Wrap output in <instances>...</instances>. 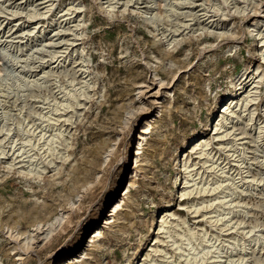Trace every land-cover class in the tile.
Segmentation results:
<instances>
[{
    "label": "rangeland",
    "instance_id": "1",
    "mask_svg": "<svg viewBox=\"0 0 264 264\" xmlns=\"http://www.w3.org/2000/svg\"><path fill=\"white\" fill-rule=\"evenodd\" d=\"M44 1L46 4L38 5ZM105 1L76 0L75 5L79 4L81 10H75L74 7L68 5L67 0H11L9 3H5L6 8H0L1 11L3 10V13H0L1 34L2 31H8L16 22L20 25L15 26L13 31H19L22 28L28 30L30 27H34L33 23L35 22H32L26 12L16 15L11 13L16 9L17 2H23L19 7L22 10L28 3L36 2L35 7L39 8L36 9L38 11H45L44 6L50 4L51 8L49 9L51 10L45 18L35 19L39 20V26H42L40 31L44 28L45 33L54 27L55 22L51 23L50 19L56 12L71 8V12H74L70 16L73 18L64 21L63 27L65 28L62 27L63 31L60 33V36L66 40L74 38V33L71 34L72 31H68V29L75 30L73 29L74 25L81 21V25L77 28L81 36L77 38L76 46L71 45L67 51L65 49L67 42L65 41L62 43L63 49L59 48L67 51H64V57L69 52L73 56L70 58L68 55L69 58L64 59L65 64L58 70L57 80L60 79L58 82L53 75L46 82L49 85L45 83L41 84L42 87L41 85L33 86L29 88L30 90L27 89L28 91L13 88L16 90L10 91L2 97L5 99V105L10 109V116L5 121L4 119L0 120V128L2 127L0 129L2 132H0V149L3 146L7 152L0 155V264H60L65 259L79 256L83 252L88 253L87 257L76 264H140L146 259L145 255L154 256L152 245L155 248L158 247L159 250H167L166 252L173 255L172 260H178V256L174 255L172 247H170L171 244L168 243L170 240L168 235L159 233L163 217L168 222L174 218L175 221H171L173 225L181 223L177 228L179 232L190 226L196 231L198 230L199 233H203L204 230L207 233L210 232L208 233L210 239L216 234L212 242H216V246L220 244L218 246L221 247L220 251L226 252L225 255L219 253V255L225 256L221 260H227V263L222 262V264H228L229 261L232 262V259H237L238 253L243 254L246 249L247 252L254 250L253 253L258 259L253 258L254 254L249 255V259L246 260L247 262L244 261V264H250L251 261L253 264L256 260L264 264V244L262 243L264 242V178L261 181L262 184L259 178V185H254L253 189L256 186L254 190L251 191L250 188L249 196L242 195V198H238L243 199L241 201L246 205L234 208L235 211L240 209L239 213L241 214L246 211L250 214L245 219L243 215L238 218L236 215L238 212L230 216L234 222L244 220V224L241 225L243 226L242 231L249 230L253 225L257 226L258 230L254 233V237L257 235L261 237L258 245L250 243L248 236L246 238V234L241 233V230L235 235H228L231 230L223 233L221 225L213 226L214 218L212 220L209 216L215 214L209 213V210L211 211L214 206L209 208L207 205L210 204L208 200L214 197L213 193L195 194L193 192L192 196H180L185 176H189L188 179H192L193 176L198 178L204 171L200 158L192 152L193 138L204 137L210 142L212 141L210 147L212 151L214 150L215 161L218 162L215 164L216 167L224 166L225 171L231 169L229 173L233 172L234 182H239L241 174L243 176L252 174L251 176L258 177L259 169L264 170V166L262 167L260 162L259 165L258 160H254L256 158V153L253 150L255 147L252 149L251 143L244 144L249 148L245 150L246 155L241 154L240 151L234 154V151L228 150L229 148L220 147L213 137L216 122L212 124V117L219 114L221 105L224 103L222 100L227 97L229 92L233 91V83L237 81V76H240L246 67L251 70L260 66V72H264V63L258 55V51L264 47H261L260 41L254 36L255 32H251L252 30L248 28L256 19L264 15V0H255L257 5L247 6L248 10L245 14H230L231 6L225 5L222 0H195L193 7H195L194 12L199 14L198 19L196 16V20L200 19L199 24L202 22L208 27L211 25L209 30L216 33L223 29L225 30L224 36L219 38L215 33H202V31L194 33L200 25L197 23L198 21L192 20L189 22L192 27H181L179 32L175 33L177 41L171 46H167V39L164 36L167 34V27L168 29L176 28L174 25L183 22V19L184 23H187L185 21L193 17L185 19V16L181 14H178L179 16L171 15L172 17L176 15L179 18L175 16L176 20L170 17V19L164 18L162 21H157L156 25L160 30L156 31L154 25L145 23V16L141 13L145 9L148 10L147 7L153 8L156 5L155 2H150L152 0H131L128 5L124 4L127 0H118L115 3V9L110 13L106 9ZM155 1L157 3L156 11L161 17L163 15L165 17L163 6L169 0ZM202 2H204V6L200 5ZM215 2L220 3L225 10L227 9V17L220 16L221 13L215 10L213 5ZM239 2L240 6H245L242 1L239 0ZM202 9L209 11L208 15H213L214 17L211 19L215 21L210 22L211 19L206 21L208 17H202L201 14L204 11H199ZM168 20H171L170 24H168ZM177 21L179 22L177 23ZM194 23L195 25H193ZM230 33H233V36ZM3 39L0 48H10L9 39L6 37ZM75 48L79 49V55L74 54ZM82 49L85 50V53L81 55L80 50ZM46 54L48 55L47 52L43 54L45 58L48 57ZM80 55L82 62L79 59V64L73 62L72 58H78ZM34 58L31 60V65L34 62L33 69L38 71L41 69L42 61L40 57ZM1 59L0 73L4 75L6 72L4 73L3 69L10 67V64ZM84 65L85 67H82ZM73 68L76 69V75ZM33 69L29 70L34 71ZM81 71L83 72L81 73ZM70 74L75 75L76 80L72 85L70 81L73 75ZM64 75H70L72 78ZM89 83L93 85V87L91 86L93 89L88 88L90 87ZM85 84H87V91L83 92H86L87 99L84 100L85 96H80V89ZM55 85L59 86V91ZM71 89L78 95L80 93L79 96L82 97L78 96L79 103L82 102L81 105H78L77 101L75 103L73 101L74 110L64 101ZM257 90L259 91L257 92L258 100L251 110L254 112L255 127H263L261 140L258 143L263 144L264 147V76ZM17 92L18 95H15ZM55 95L67 105L61 107L64 109L63 111L69 108L71 110L69 109V113L68 110L63 112L61 109L62 113L59 111V114L62 118L53 122L44 115L48 114L47 112L52 107H55ZM71 119L72 121H70ZM148 119L154 121L150 133L146 136L144 153L141 155L140 166L136 172L137 177L134 180L135 165H132V162L135 159L142 128ZM255 127L253 126L252 133L256 131ZM58 132H63V135ZM42 133L46 134L45 139L49 135L58 136V142L52 143V147L56 146L57 150L54 153L60 158L51 156L46 150L47 147H42L44 139L40 143L38 142L37 139ZM256 134L258 135V130ZM26 138H31V143H35V148L21 143ZM240 141L247 142V140ZM240 141L238 143H242ZM10 144H13L15 149L24 146L25 151H28L24 156L29 155L35 158L33 160L39 162L38 164L42 163L40 167L44 170L41 176L37 175L38 177L32 176L31 178V176L20 174L21 169L17 165L20 166L23 163L8 168L10 161L17 163L20 160L15 157L16 154H12L14 151L9 146ZM53 144L56 145L53 146ZM242 156L246 157H243L244 161L241 159ZM15 158L17 160H14ZM51 159L56 164L48 165V161ZM249 161L251 162L249 163ZM185 162L188 165L198 163L195 168L191 167V169L194 168L190 172L192 176L185 173L183 168ZM245 170L250 172L246 173ZM197 172H201L200 175H196ZM203 178H205L204 175ZM198 181L200 180L198 179ZM130 185L131 193L125 199L114 223L105 226V220L115 205L110 207L123 198ZM200 197H204L207 202L201 204ZM236 197L233 199H237ZM184 198L185 200H183ZM194 203L195 206L197 205L196 208ZM200 205L203 207L201 208ZM57 215H62L63 220L56 223L50 237H45L47 232L44 233V231L47 226L36 230L38 224L46 225ZM204 215H208V218ZM184 220L187 222L185 226ZM89 223H93L94 229L100 228L104 232L92 248H87V242L93 236L92 234L89 237L91 232L88 230ZM166 226L167 229L169 225L166 224ZM29 233L34 240L29 242L27 248L24 242ZM232 235L239 236V244H242L238 247L240 249L236 248V251L230 248L231 242L225 241ZM200 249L199 247L198 250ZM161 254L164 255V253ZM149 260L148 257L145 261L148 263ZM181 263L186 264L184 260Z\"/></svg>",
    "mask_w": 264,
    "mask_h": 264
},
{
    "label": "bare ground",
    "instance_id": "2",
    "mask_svg": "<svg viewBox=\"0 0 264 264\" xmlns=\"http://www.w3.org/2000/svg\"><path fill=\"white\" fill-rule=\"evenodd\" d=\"M10 1L11 0H0V8H3V9L6 8L4 6L5 3H9ZM67 1H68V5H71V7H74L75 10H81L80 9L81 7L79 6V4L78 5H75L76 0H67ZM117 1L118 0H116V2H114V0H106L105 1V4H107L106 9H107L108 13L112 12L115 9V7H116L115 3H117ZM222 1L224 2L225 5H228L229 4L231 6L230 7L231 9L229 10V13L230 14L231 13H233V14H245L247 12L248 7H249L250 4H252V6L257 5V3H256L255 0H240L243 3H245V6H242V5L240 6L239 0H222ZM130 2H131V0H127V1L124 2V4L125 5H128ZM147 2H145V3H147ZM150 2H155V4L157 5V3H156L155 0H152ZM168 2H166L167 4L165 3L166 4V7H165V4L163 6L165 8V12H164L165 17H164L163 14H162L163 17H161L159 15V13L156 11V7H157L156 5H155L156 7L154 6L153 8H149V7H147L148 6V4H147L146 7L148 8V10L145 9L147 11L144 10V11H141V13L144 14V16H145V17L143 16L144 19H145V21H146L145 23L148 22L149 25L150 24L151 25H154V27H155L154 30L156 29V31H159L160 30V29H158L159 26L157 27L156 22L157 21L158 22L159 21H162V19H164V18L165 19L166 18H169L170 19V17L171 18H174L176 16L175 15L174 17H172L171 15L177 14V16H179L178 14H181V15L185 16V19H186V17H188V18L193 17L192 19L191 18L190 19L187 18L188 20L185 21L187 23H184V19H183V22L177 21V23L179 22L178 25H174V26H176V28H173L172 27L173 28L172 29L170 27L168 29V27H167V29H166L167 30L166 31L167 34L165 33L166 35H164V36H165V39H167V44H168L167 46H171L172 43H175L177 41V39L175 38L177 35L175 33L179 32V30H180L181 27H188V26H189V28L192 27V24L189 23V22L192 21V20H196V16H197V19H198V17H199L198 15L199 14L197 12H194L195 7H193V4H195L194 3L195 0H171V1L169 0ZM22 3L23 2H20V3L17 2L16 9H14V11L11 9L12 12L11 11H9V12H11V13H13L15 15L17 13H21V14L24 13L25 14V12H26V15L32 20V22H35V23H33L34 27H30L28 30L22 28L19 31L18 30L13 31V28L15 26H17V25L19 26L20 25V24H18V22H16V24L13 25L11 28H9L8 31H6V32L2 31L3 32L2 34H1V31H0V43L4 40L3 38H5V37H6V39H9L8 42H11V45L9 46L10 48H6V47L0 48V53H1L0 54L1 55L0 58L6 60V62L10 64V67L8 66L5 69H3V70H5L4 73L6 72V74H4L5 75V78H4L3 73L2 74L0 73V93H2L0 95V110H1V112H0V120L2 119V121H3V119H4V121L7 120V118L10 116L9 115L10 109L5 105L6 102H5V99L2 98L3 95L5 96L6 93L8 94V92L10 93V91L12 92L13 90H16V89L22 90V91H24V90L28 91V90H30L29 89L30 87H33V86H37L38 87L41 84H45L46 82H48V78L51 77V76H53V75L56 78L55 80H57V78L59 77L58 70H59V68L62 67V65L65 64V60L64 59H66L68 57V55L70 56V58L73 56V54H70V52L65 57L63 56L65 50L64 51L62 50L63 49V44L62 43L65 42V41L67 42V46H66L65 49L68 51L71 45L76 46V43L75 42L77 41V38L81 36V34L78 33L79 31L77 29L81 25V21L76 22L77 24L74 25L75 28L73 27V29H75V30H71L69 27H67V28H69L68 31L69 30L72 31L71 34L74 33L73 34L74 35V38L67 39L66 40L65 38H63L62 36H60L61 35L60 33L63 31L62 29L65 28V27H63L64 21L66 22L67 20H71V18H73L72 16H70L74 12V11L71 12V8H68L66 10L61 9L58 12L55 11L56 13H55V15H53L54 17L50 19L51 20V23H54L55 22V25H54V27L51 28V30L49 32L45 33L46 30L44 28L40 31V28H42V26H39V23H38L39 20L36 21L35 19H40L41 17L45 18V16L51 10V9H49V8H51L50 7V4H47V5L44 6L43 9H45V11L44 10L43 11H38V10H36L38 7L37 8L35 7V3L36 2L28 3L26 5V8L23 9V10L19 8L22 5ZM41 4H46V1H44V2H42L40 4H38V5L41 6ZM38 5H36V6H38ZM200 5L201 6L202 5L204 6V2H202ZM213 5L215 7V10L217 12H220L221 13L220 16L227 17V14H226V10L227 9L225 10L224 7L221 6V4L220 3H217V2H215ZM27 8H30V10H27ZM251 10H252V8H251ZM199 11H204L201 14H202V17H208V18H206V21L214 17L213 15H208L207 12H209V11H207L205 9H202V10H199ZM0 13H3V10L1 11V9H0ZM15 15H13V16H15ZM261 16H260L259 19H256L248 28L250 30H252L251 32H255V35L254 36L260 41L261 47H264V15H261ZM177 18H179V17H177ZM60 19H62V21H60ZM174 19L176 20V18H174ZM199 20H196V21H198L197 22L198 24H199ZM170 21L169 20L167 21L168 24H170L169 23ZM214 21H215L214 19L213 20L212 19L210 20V22H214ZM195 23L193 25H195ZM158 24L161 25L160 23H158ZM171 24H173V23H171ZM199 25L200 26H198V28L195 30L194 33L199 32V31H202V33H205V32H209V33H213V34L215 33V34L218 35L219 38L220 37H223L224 34H225V32H224L225 30H223V29H221V30L219 29L220 31L216 33L213 30H209L212 27L211 25L208 27L207 25H203L202 22H200ZM1 27H2V24L0 23V30H1ZM36 29H38V31H35ZM73 31H75V32H73ZM163 31H164V29H163ZM5 33H6V36H4ZM170 35H171V37L169 38ZM230 35L233 36V33H230ZM23 39H27V40L24 41ZM5 42H7V41H5ZM13 43L15 44L14 46H13ZM0 47H1V45H0ZM59 48H62V49H59ZM67 51H65V52H67ZM84 51L85 50H83V49L80 50V54L81 55L84 54L85 53ZM45 52L48 53V55L46 54V57L48 56L47 58H45V55H43ZM78 52H79V49L78 48L77 49L75 48L74 54H78ZM71 53H72V51H71ZM81 55L78 58H75V59L72 58V60H74L73 62H77V63L79 61L82 62V56ZM86 55H85V57H86ZM258 55L260 56V59L262 60V63H264V48H261L258 51ZM36 57L37 58L40 57V59L42 61V63H41L42 66L40 65L41 69L38 70V71H37V69L36 70L33 69L34 66H32V65H33L34 62L31 65L32 58L36 59ZM78 59H79V61H78ZM9 64H7V65H9ZM80 64L82 65V63H80ZM82 67H85V65L82 66ZM29 69H33L34 71H30ZM75 70L76 69H74V74L76 75V71ZM61 71H62V69H61ZM34 72H35V74H34ZM65 72H66V70H65ZM68 72H69V70H68ZM82 72L83 71H81V73ZM60 73H62V72H60ZM65 74H67V73H65ZM261 74H264V72L261 73L260 72V66H257L256 68L251 69V70H250V68L248 69L246 67L244 69V72L240 76H237V78H236L237 81L235 83H233V91L232 92H229L228 95H227V97L224 100H222V101H224V103L221 105V108H220L221 110L219 111V114L217 113V116L214 115V117H212V121H213L212 124L216 122V125L214 124L215 125L214 126L215 133H214V136L213 137H214V139L217 140V143L220 145V147L222 146V147H224L226 149L229 148L228 150H230V152L231 151H234L233 152L234 154H235V152L238 153L237 151H240L241 154H245L246 153L245 150H248L249 148L248 147H245L244 144H246V143L249 142V143L252 144L251 145L252 146V149H253V147H255L253 150L256 153V156H255L256 158L255 159L253 158V159L254 160H258V164L260 162L262 164L261 166L263 167L264 166V149H263L264 147H263V144L258 143L261 140L260 139L261 138V130L263 129V127H261V126H258V127L256 126L255 127V123H254V112H253V110H251V107L253 105H255L257 103V100H258L257 92H259V91L257 90V88L260 85V83L262 82L263 76H264V75H261ZM70 75H67V76L64 75V76L68 77ZM75 75L72 76L74 79L70 76L73 79V80L71 79V81L69 79V81L71 82V85L73 83H75V81H76L75 80V77H74ZM89 76H91V75H89ZM3 80H5V81H3ZM59 80H57V82ZM62 80H63V78H62ZM82 81H84V80H82ZM3 82H6V83H3ZM84 82H83V84H84ZM50 84H51V82H50ZM47 85H49V84H47ZM86 85L87 84H85L82 87L80 86L81 89L78 87V89H80V91H81V95H80V93H79V95L80 96H83V97L85 96L84 97V100L87 99V97H86L87 94L85 95L86 92L85 93L83 92L84 90L87 89V86ZM4 86L6 87L5 89L3 88ZM89 86H90V87H88L89 89L91 88V86L93 87V85H90V83H89ZM41 87H42V85H41ZM55 87H56V85H55ZM13 88H16V89H13ZM56 88L58 89V91L60 90L59 89V86H57ZM91 89H93V88H91ZM6 90H7V92L4 93V91H6ZM47 90H49V89H47ZM74 90H76V89H74ZM66 91H68V90H66ZM19 92H21V91H19ZM89 92H87V93H89ZM60 93H63V92H60ZM66 93H68V92H66ZM16 94L18 95V92L15 93V95ZM79 95L75 91H72V89H71V92L69 93V95L68 94L66 95V99L64 100L65 101V104H68V106L69 107H72V109L74 110L73 106L75 107V105L72 104L73 101H74V103H75V101H77V104L78 105H81V103H82V102L79 103V100H78V98L80 97ZM8 98H9V96H8ZM46 98H48V97H46ZM80 98H82V97H80ZM54 100H55L54 101L55 103L54 102H52V103L55 104V107L54 108L52 107V109H50V110H53V111H50L49 110L47 112L48 114H45L44 113L45 114L44 116L45 117H48V120H52L53 122L58 121V119L61 117V115L59 114V111L62 109L61 107L67 106V105H65L63 103V100L60 101L59 98L56 95H55ZM6 101H7V99H6ZM83 103H85V102L83 101ZM69 109H67L68 111L66 109H65V111H63L64 109H62V111L63 112H66V111L69 112ZM39 119H40V117H39ZM67 119L69 120V118H67ZM239 120H241L240 123H238ZM70 121H72V119ZM153 121L154 120H149L148 119V121L145 122V124H144V126L142 128V133L140 135V142L138 144V147L136 148L135 159L132 162V165L133 164L135 165V168H134L135 172H133L134 173L133 174V179L134 180H136V177H137V173L136 172H137V170L139 169V166H140L141 155L144 153L143 150H144V143L146 142V136L150 133V130H151L152 122ZM48 122H50V121H48ZM22 123H24V122H22ZM28 124H30V123H28ZM56 124H57V122H56ZM253 126L255 127L254 130H256V131L258 130V135L256 134V131L254 133H252L251 130H253L252 129ZM0 132H1V130H0ZM3 132H4V130H3ZM6 132H9V131H6ZM63 132H61V133L58 132V134H62ZM45 136H46V134H44V133L40 134V136H39L40 138L37 139L38 142L40 143L41 140L44 139V141H43L44 144L41 143L43 145V146L42 145L41 146L42 147H44V146L47 147L46 150L48 151V153L51 156H56V158H60V157H57V154L54 153L57 150V149H55L56 146L55 147H52V143L58 142V138H57L58 136L55 135V134L53 136L52 135H49L47 137V139H45ZM8 138H10V136ZM48 138H50V139H48ZM30 139L29 138L28 139L26 138L21 143H24L25 146H28V145L30 146L31 145L30 147L32 148V146L34 147L35 143L32 144L31 143L32 141ZM249 139H252V140H249ZM240 140H247V142L246 141L245 142H242ZM238 141H240L242 143H238ZM211 142H210V140H207L204 137L198 138V139L197 138H193L192 139V142H191V145H193V147L191 148L192 149V152L194 154H197L198 157L200 158L201 161L200 160L199 161L202 162V164H203L202 167L204 168V171L201 174V176H199L198 178H196L195 176H193L192 179H190V178L188 179L189 176H185L184 182H183V185H184L183 186V191H182V193H180L181 194L180 196H182V197H187L189 195L192 196L193 192L195 194L196 193L197 194L198 193L199 194H201V193H205V194L206 193L207 194L213 193V196L214 197H212V198L209 197L210 199L208 200V203H210V204H207V205H209V208H212L214 206L211 211L209 210V213L215 214L214 216H209L210 218H212V220L214 218V221H212V223L214 222L215 224H213V226H217L219 224V225L222 226L221 228H222V232L223 233L224 232L225 233L226 232H229L231 230L228 233V235H230V234L235 235L236 233H238L242 229L243 226H241V225L244 224V220H241V221L240 220H236L234 222L232 218L230 219V216H233V214H235L236 212H238V214H236L238 216V218H240V216L243 215V217L245 219L250 214L247 211L244 212L243 214H241V213H239V212H241L240 209H238L236 211L234 210V208L237 209V208H241L242 206L246 205V203L244 204L241 201L243 199H238V198H240V197L242 198V195H244V196H249L250 195L249 194L250 193L249 192L250 188H251V191L254 190L256 188V186H255L254 189H253V187H254V185H256V184L259 183V178L261 179L260 180V183H261L262 179L264 178V176H262V175H264V172H263L264 170L261 171L259 169V172H258L259 175H258V177L257 176H251L252 174L251 175H245V176H243L241 174L242 176L240 175L241 178H240L239 182L238 183H237V181L234 182L235 178L233 177V172L231 174L229 173V172H231V169L225 171L226 168L224 166L221 167V165H219V166L216 167L215 164L216 163L218 164V162H217V160L215 161V153H213L214 150L213 151L211 150V147H210L211 146ZM59 144L61 145V143H59ZM54 145H56V144H53V146ZM241 145H242V147H241ZM9 146L14 151V152L12 151L13 152L12 154L13 155L16 154L15 157L16 158H20V160H18L17 163H14V162H11L10 161L8 163V168H13L17 164H19V163L22 164L23 163V165H20V166L17 165V167L19 169H21L20 170V174L25 175V176H31V178H32V176H34V177L37 176V175L38 176H41V173L44 170V169H42L40 167L42 163L38 164L39 162H37V161L35 162L33 160L35 158H32L29 155L28 156H24L28 152V151H25V147L24 146L23 147H20L18 149H15L16 147H14L13 144L12 145L10 144ZM21 148H23V149H21ZM5 153H7V152H5V149L2 146V148L0 149V155H4ZM58 155H59V153H58ZM63 155H64V153H63ZM60 156H61V153H60ZM29 157H30V159H29ZM240 157H241V155H240ZM243 157H245V156H242V158H241L242 160H243ZM16 158L14 160H17ZM26 158H27V160L28 159L29 160L28 161L25 160ZM247 158H248V156H247ZM30 160H32V161L30 163H28ZM24 162H27V163L24 164ZM187 162H185L184 165H183L184 166L183 167L184 168V171H185V173L187 175L192 176V174L190 172H192V170L195 168V166L198 165V163H193V165H188ZM250 162L251 161H249V163ZM254 162H256V161H254ZM52 164L54 165V164H56V162L51 159V160L48 161V165H52ZM191 167H194V168L191 169ZM202 167L200 166V169ZM43 168H44V166H43ZM245 168H246V166H245ZM247 172L248 171H246V173ZM200 173L201 172H199V173L197 172L196 175H200ZM203 175L205 176V178H203ZM198 179L200 181H198ZM236 179H237V177H236ZM131 185H132V183H131ZM131 185L128 187L127 191L124 193L123 198L120 199V201L115 202L110 207V208H112L115 205V207L112 209L111 213L109 214V217L105 220V226H110L112 223H114L116 216L118 215L119 211L123 207V203H124L125 199L128 198L129 197V194L131 193V190H130ZM193 187H195V188H193ZM260 192H262V191H260ZM252 194H254V193H252ZM263 195H264V192H263ZM235 196H237L236 197L237 199H233V198H235ZM261 196H262V194H261ZM230 198H232V199H230ZM200 199H201L200 202H202L201 204L207 202V200H204L205 199L204 197H200ZM183 200H185V198ZM200 202H199V204H200ZM195 203H194V206H195ZM196 206H195V208H196ZM247 206H249V205H247ZM202 207L203 206H201V208ZM243 208H245V207H243ZM194 212H196V210H194ZM197 212H198V208H197ZM173 215H175V214H173ZM252 215H253V213H252ZM205 216L206 215H204V217ZM62 220H63L62 215L61 216L60 215H57V216H55L53 218V220H51V222L47 223L46 225L38 224L36 226V230H41V229L44 228V226H47L46 229H45V231H44V233L47 232L46 235H45V237L48 238L53 233V231H54L53 230V227H55L56 223L57 222L60 223ZM173 220H174V218H173ZM173 220H171V221H173ZM209 220H211V219H209ZM171 221L168 222L167 219L165 217H163L162 218V221H161L162 222V225L160 224L161 226H160V229H159V233H162V234L164 233L165 235H168V239H170L168 241V243L171 244L170 247H172L171 249L173 250L174 255H177L178 256V260H172L173 259V255H170L168 252H166L167 250L166 251L163 250V249H160L159 250L158 247L155 248V246L152 245L151 246L152 247V253L154 254V256H152L151 254L145 255V256H147V257H145L146 259L148 257L150 258V260L148 262L149 264H182L181 263L182 260H184L186 264H222V262L227 263V260L226 259H225L226 261L221 260L222 257H225V256H222L223 255L222 253H224V255H225L226 252H221L220 251L221 250L220 249L221 247L220 248L218 247L220 244H217V246H216V242H212L213 241V238H215V235H216L215 233H214L215 235L213 234L214 237L210 239L208 237V233H210V232L207 233V231L204 230L203 233H201V232L199 233L198 230L196 231L194 228H192L190 226H187L186 229H182V231L180 230L181 232H179L177 230V228L180 226L181 223H177V224H174L173 225V223ZM185 221L186 220L183 221L184 226L187 223ZM232 221L234 222L233 224L231 223ZM166 224L169 225L167 229H166V227H167ZM210 224H211V222H210ZM230 224H231V226H230ZM256 227L257 226H254L253 225L252 227H250L249 230L248 229L246 231L245 230H243V231L241 230L242 231L241 233H245L246 234V238L248 236V238H249L248 241L250 243H252V244L254 243L253 245H258L259 242H260V240H261V237L259 235H257L256 237H254L255 236L254 233L256 232V230H258ZM219 228H220V226H219ZM88 230L91 231L90 234H89V237L92 234H93V236H91L90 239L88 240V242H87V248H92V247L95 246L98 238L101 237V236H103L104 232L100 228L94 229L93 223H89ZM220 233H221V231H220ZM233 235L231 236L230 239L225 240V241L231 242L232 244H229V245H231L230 248H232L233 250L236 251V248H238L242 244H239V242H240L239 236H233ZM260 235L263 237L264 234L263 235L260 234ZM217 238H216V241L218 240ZM263 239H264V237H263ZM33 240H34V238H33V236L30 233L25 237L24 244L27 246V248H28V246L30 244L29 242H31ZM220 241H221V239H220ZM262 243L264 244V242H262ZM244 246H246V245L244 244L243 247ZM199 247L201 248L200 250H198ZM244 248H243V250H245ZM238 249H240V248H238ZM240 251H242V250H240ZM253 251L252 252H247V249H246V252H244V253L242 252L243 254L238 253V255H239L238 258L237 259H234V260L232 258H230V259H232V262L229 261V259H228V261H229L228 264H234V263L237 264V262H238V264H244L245 263L244 261H246V260L249 259V257H250L249 255H253V254H254V257L253 258L258 259L257 256H256V254L253 253ZM220 252H221L222 255L221 254L219 255ZM161 253H164V255H162ZM245 253H247V254H245ZM216 254H218V255H216ZM87 255H88L87 252H83L79 256H75V257L73 256V257H69V258L65 259L64 261L60 262V264H76L77 262H80L83 259H85L87 257ZM153 257H156L157 259L156 258H153ZM146 259H144L142 263H140V262L139 263L140 264H148L145 261ZM170 259H171V261H168ZM260 262L256 260V262H254L253 264H261ZM250 264H252V261H251Z\"/></svg>",
    "mask_w": 264,
    "mask_h": 264
}]
</instances>
